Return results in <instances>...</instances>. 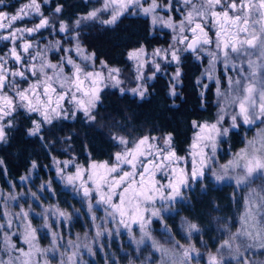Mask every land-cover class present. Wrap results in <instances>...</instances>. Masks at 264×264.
Wrapping results in <instances>:
<instances>
[{
	"label": "snow or ice",
	"instance_id": "1",
	"mask_svg": "<svg viewBox=\"0 0 264 264\" xmlns=\"http://www.w3.org/2000/svg\"><path fill=\"white\" fill-rule=\"evenodd\" d=\"M44 2L47 3L48 0ZM182 2L187 10L178 9L183 12V19L178 23L171 17L165 20L158 14L161 5L157 0H149L147 6L145 0H102L101 7L79 16L74 26H69L65 21L60 20L58 29L55 27V21L43 15L38 0H28V3L21 5L15 13L0 10V30L6 33L0 34V40L12 42L8 52L0 55V143L8 142L10 130L15 127L14 116L18 110L39 116V119L31 121V127L26 130V134L44 140L40 134L46 125H54V121L67 119L69 116L75 117L77 112H82L89 123L94 122L93 113L101 101L103 87L111 85L119 88L121 93L130 91L143 99L148 93L146 80L154 79L162 69L160 61L167 65H175V72L170 77L168 95L177 97L179 95L177 87L183 75L182 52H191L200 59V54L205 52L206 46L215 43L216 51L206 52L211 57L207 78L215 79L218 85L216 95L220 98L218 100L220 115L214 123L192 122L193 127L199 131L193 138L189 157H180L176 154L172 133H167L163 137L144 135L132 142V147H129L130 142L125 137H112L119 145L124 146V150L114 154L115 163L110 166L107 162L99 165L92 163L88 168L77 166L75 173L65 176L64 169L74 162L57 161L58 165H63L57 167V174L66 184L82 191V198L89 200V211L93 208L92 194L96 193L99 197L96 203L108 206L107 215L113 220L118 214L119 223L130 232L131 224L139 223L142 238L136 243H144L145 237L152 240L153 248L162 254V264H189L193 259L192 253L199 255L194 245L179 246L182 249L180 252L164 248L152 239L147 231V226L154 218L162 219L163 213L170 211L178 199H184L185 189H188L193 182L209 178L217 183L223 182L233 178L229 173L237 170H240V174L235 176L237 184L245 183L256 173H264V133L259 139L248 141L246 147L236 153L233 159L220 165L219 170L212 167L215 163L217 144L221 137L229 134L230 129L238 128L241 123L252 125L257 120L264 123V0H182ZM2 4L3 0H0V5ZM166 10L172 11V0H169ZM62 11L63 6L57 5L53 15H58ZM105 12H110L109 18L100 20V14ZM129 13L151 17L153 26L171 28L176 33L173 36V43L167 49L157 48L149 54L142 45L128 53V59L136 62L137 73L136 86L130 89L123 87L121 70L109 68L103 60L100 61L101 69H107V74L104 71H85L81 63H77L71 55L62 57L58 63H51L43 58V51L32 55L33 44L24 39L25 34L31 37L42 29L51 28L53 32L59 33L71 31L74 33L71 39L76 41L75 48H63L60 41H55L56 50L66 54L74 50L81 61L94 62L95 53L83 55L80 27L86 22L98 20L103 25L111 26ZM31 16L39 18V22L33 27H15V22ZM209 25L215 29V41L206 30ZM186 33H191V38ZM21 40L24 42L18 43ZM181 45L184 47H180ZM28 56H31L32 61L40 59L39 68L35 63L28 62ZM253 56L256 58L253 59ZM221 59L225 69L229 67L238 69V75L242 76L235 80L229 77V87L225 92L220 91V80L213 75L216 62ZM237 59L242 62L239 66L235 63ZM10 61H15L17 65L15 70L8 67ZM244 63L247 65V74H244ZM65 65L71 66L70 75L65 74ZM148 65H152L154 71L146 76L144 69ZM46 70H51L53 74L49 75ZM26 73L37 77V81L30 83L26 88H21L16 78L26 81L28 79ZM207 87L208 85H204L205 89ZM203 95L202 92L201 96ZM66 103L72 105L71 110L65 108ZM229 114L231 123L228 127H224L225 117ZM182 162L185 166H181ZM189 163L190 170L187 167ZM3 164L4 161L0 159V166ZM122 165L129 166L130 170L125 171ZM36 167V162L33 161L32 168ZM99 169H103V172ZM157 173H160L166 182L156 179ZM41 187L48 188V185ZM31 195L37 198L35 192ZM113 197H118L119 203L115 202ZM157 202L161 205L159 208L155 207ZM49 211L45 209V214L41 216L44 220L43 226L46 228L49 227L47 214ZM52 214L65 221L71 218L63 211H53ZM4 215L7 218L9 213L5 212ZM28 216L29 213L21 209L19 218L27 221L24 225V242L34 249L36 254L43 255L49 249L42 250L36 247L38 230L32 227ZM92 218L95 220V216ZM241 220V229L229 240H225L221 248L232 251V242L237 237H246L254 242L245 245L246 248L264 249V195L256 193L255 190L250 193L248 210ZM183 223L189 235L200 231L195 223L187 220ZM2 227L3 225H0V228ZM8 227H12L11 220L8 221ZM52 235L55 245L56 234ZM96 235H101V232L97 231ZM3 240L4 249L9 254L16 252L18 255L15 257L9 255L7 260L0 259V264H40L39 259L33 261V251L17 248L11 242L9 235L5 234ZM88 251L91 252L92 249L89 247ZM239 251L237 247L235 252L239 254ZM75 255L72 253L67 257V264H76ZM44 264H48V261L45 260ZM209 264H223V257L218 258L210 254ZM243 264H255V262L244 261Z\"/></svg>",
	"mask_w": 264,
	"mask_h": 264
},
{
	"label": "rangeland",
	"instance_id": "2",
	"mask_svg": "<svg viewBox=\"0 0 264 264\" xmlns=\"http://www.w3.org/2000/svg\"><path fill=\"white\" fill-rule=\"evenodd\" d=\"M94 2V6L91 10L95 8H99L102 5V0H91ZM41 3V12L44 16L49 17L51 20L55 21V27L58 29L59 27V19L56 15H53L54 12L47 11L44 8L47 3L44 0H38ZM149 0H145V6ZM169 0H157V3L161 5L158 14L163 16L165 20L169 17L172 18L173 21L179 22L183 19V12L179 11L178 9H183L186 11L187 9L183 5L182 0H172V11L166 10V5L168 4ZM28 3V0H3V4L0 5V10L8 12V13H15L17 9L25 4ZM90 10V11H91ZM86 14V13H85ZM130 14V13H129ZM84 15V14H81ZM78 15L72 22H66L69 26H74L75 20L81 16ZM110 16V12H105L100 14V20L108 19ZM143 16V15H142ZM153 32H160V31H168L170 34L169 43L166 46H159L154 47L153 49L146 50L147 53L151 54L154 49H167L170 44L173 43V36L176 34L173 32L171 28L163 27L161 25L153 26L151 23V17H147ZM39 22V18L36 16L26 17L22 21L15 22V27L17 28H30L33 27L34 24ZM100 25L102 23L98 21H94ZM93 21L86 22L83 27L94 23ZM79 29V31H80ZM206 30L209 32V36L215 41V29H212L209 25ZM0 34H6L3 30H1ZM189 38H191V33H186ZM74 35L73 32L68 33H59L53 32L51 28L49 29H42L39 33L33 34L29 37L27 34L24 35V39L28 40L33 44L32 55H35L38 51H43V58L46 61H50L51 63H58L60 62L62 57L66 55H71L72 58L77 62L81 63L82 67L85 68V71H104L107 74V69H101V65L99 61H87L83 62L77 56L76 52L73 50L71 53H64L63 51H58L54 47L55 41H60L63 48H75L76 41L71 39V36ZM2 45L0 46V55H4L8 52L9 48L12 47L11 41L0 40ZM24 40L19 41L18 43H23ZM39 46L38 48L36 46ZM83 51V55H91L92 53L87 51L84 46L81 44ZM180 47H184L181 45ZM140 48V47H139ZM138 49V48H135ZM134 50V49H132ZM130 50V51H132ZM216 51L215 43L210 46H206L205 52L200 54V59H197L193 53H189L192 55V58L197 61L201 65V71L196 78V82L198 84L199 90L202 93L205 88L204 85L213 84L214 87V102L216 106L215 117L212 121L207 123H214L218 116L220 115L218 100L220 99L216 95L218 85L215 82V79L209 80L207 78V71L209 69V61L211 57H209L206 52L207 51ZM128 51V53L130 52ZM188 52H182L181 56L183 57ZM253 59L256 57L253 56ZM29 63H35L37 68L40 66V59L38 58L36 61L31 60V56L27 57ZM128 63L125 67H118V66H111L107 65L109 68H119L121 70V80L124 82L123 87L125 88H133L136 86L135 76L137 73L135 72V65L136 62L133 60L128 59ZM162 69L157 74H165L169 78L175 72V65H167L163 61ZM235 63L239 66L241 65V60L237 59ZM245 68V73L247 74V65L246 63L243 64ZM8 67L15 70L17 65L15 61H10ZM48 71L49 75H52L51 70ZM65 74H71L72 68L71 66L65 65L64 68ZM154 68L152 65H148L145 67L144 72L147 75H151ZM156 74V75H157ZM28 79L26 81H20L17 77L16 80L19 83L21 88H26L30 83H36L37 77L32 76L31 73H26ZM214 77L220 80L219 88L221 92H225L228 90V78L231 77L233 80L242 78L241 75H238V69H232L229 67L225 69L222 59L216 62L215 71L213 73ZM146 80V86L151 81ZM199 81V83H198ZM171 84V81H170ZM107 90H117L119 88H114L111 85L107 87H103L101 94ZM170 90V89H169ZM120 92V91H119ZM121 93V92H120ZM133 95L130 91L126 92ZM139 97L138 95H134ZM146 96V95H145ZM140 98V97H139ZM65 108L71 110L72 105L65 104ZM83 115L82 112H77ZM76 114V115H77ZM29 117L30 120L39 119L37 114H31L24 112L23 110H18V112L14 116V122L17 123L19 119L22 117ZM84 116V115H83ZM73 117L69 116L67 119H72ZM61 120V119H60ZM59 121V120H57ZM224 127H228L231 123L230 114L225 117ZM198 123H205L198 122ZM31 127V125H30ZM230 130H238L240 132L239 135V145L235 151H229L227 147L224 146L223 141L226 137H221L220 141L217 144V152L215 156V163L212 165L214 169L219 170V166L222 164L227 163L229 160L233 159L236 153L240 152L241 149L246 147L248 141L253 139H259L260 135L264 133V123L257 120L252 125H243L242 123L238 128H232ZM199 129L194 128V132L192 135L191 144L193 143V138L195 137L196 133ZM166 134H158V135H150V136H158L163 137ZM114 137H125L130 143L129 147H132V142L138 140L139 138H128L124 134H114ZM117 143V141L115 140ZM1 144V143H0ZM190 144V146H191ZM190 146L188 151L183 155H178L180 157H189L190 153ZM124 146L119 145L117 143V149L114 154L118 151H123ZM66 160H71L74 163L70 164L66 169H64V175H70L75 173L77 166H82L83 168H88L89 165L92 163H96L97 165L103 164L105 162L108 165H112L115 163L114 155L110 161H90L87 164H80L74 160L72 157H57L51 156V162L48 167L50 171V176L47 178L41 177L40 175L36 174V169L32 168V166L28 169V171L22 175L21 177H26V179H21V177L17 178L14 181H7L6 186H0V225H3L0 228V259L7 260L9 259V255L15 257L18 255L16 252H12L9 254L3 247L4 244V235L7 234L10 236V240L12 243L16 245L17 248H22L25 251H33V261L39 259L40 264H44V261L47 260L48 264H67V257L72 253H75L74 261L76 264H86V259L93 256L95 253L101 252L107 254V257L104 258L100 264H162V254L156 251L152 246V240L144 238V243L137 244L136 241L142 238V232L140 229L139 223H132L131 224V232L129 229L125 228L123 225L119 223L120 217L117 214L115 220L112 217L107 215L106 209L108 206L103 204H97L96 201L99 199L96 193L92 194L91 203L93 204V208L89 211L88 204L89 200L82 198V191H78L76 187L72 185H68L65 183L64 180L60 178L57 174V167H63L62 164L58 165L57 161L63 162ZM181 166H185L182 162ZM125 171L130 170L129 166L122 165ZM190 170V163L187 165ZM100 172H103V169H99ZM240 174V170L237 172H230L229 175L233 178L227 179L223 182L217 183L214 179H205L198 182H193L188 189L184 190V199H178L173 205L170 211L163 213V217L161 218H154L152 222L147 226V231L151 235L152 239H154L159 245H162L164 248L171 249L173 252H176L177 249L173 246L172 243L168 242L166 239H160L154 235L152 230L153 223L156 220L162 221L165 218H171L177 212V207L180 203H184L187 200V193L189 190H194L195 185L199 183L201 185V189L204 188L205 183L208 185L213 186H230L236 191V194L241 197L242 200V209L239 215V230L242 227V220L241 217L245 214L248 210V198L250 193L255 190L256 193L260 195H264V173H256L252 177H250L245 183L237 184L235 176ZM156 179L162 180L166 182V179L160 174L157 173ZM42 185H48V188H42ZM203 186V187H202ZM35 192L37 194V198L32 197V193ZM10 197H15V199H10ZM113 200L119 203L118 197H113ZM161 205L159 202L156 203L155 207L159 208ZM21 209L25 212L29 213L28 221L31 222L33 228H36L38 231L36 233V240L35 245L42 250L49 249L43 255L36 254L34 249H31L30 246L24 242V232L25 228L24 225L27 221H24L19 218V214L21 213ZM45 209H49L50 211L47 213L49 216V227H44V220L41 218L43 214H45ZM63 211L70 215V219L65 221L62 218H59L56 215H53V211ZM110 211V209H108ZM5 212L9 213L7 218H5ZM93 216H95V220H93ZM12 221V227H8V221ZM187 220L190 223L192 222L187 217H182L179 220L181 223L179 228V233L183 238V242L185 246L194 245L195 248L198 250L199 255L197 256L196 253H192L193 259L189 261V264H209V255H216L215 253L209 251V249L204 245L201 244L199 247H196V239H200L201 232H193L189 235L186 231V226L184 225L183 221ZM129 223L131 221L129 220ZM165 230V227H162V230ZM238 230V231H239ZM97 231L101 232V235L97 236ZM53 233L56 234V244L53 245ZM158 234V233H156ZM127 238L129 242H131V249L125 250L122 248H117L118 250H110L109 243L111 239H120V238ZM201 240V239H200ZM71 241V244L69 242ZM201 243V242H200ZM254 242L246 237H237L232 242V251L224 252L222 250L220 253L226 254L228 258L234 262H241L243 264L244 261H253L255 264H264V249H260L259 247H251L246 248L245 245L253 244ZM199 244V243H197ZM91 248L92 251L89 252L88 248ZM239 247V254L235 252V249ZM222 249V248H221ZM111 251V252H110ZM217 256V255H216Z\"/></svg>",
	"mask_w": 264,
	"mask_h": 264
},
{
	"label": "trees",
	"instance_id": "3",
	"mask_svg": "<svg viewBox=\"0 0 264 264\" xmlns=\"http://www.w3.org/2000/svg\"><path fill=\"white\" fill-rule=\"evenodd\" d=\"M57 5L63 6L62 13L56 15L59 20L72 22L78 15L89 12L94 2L91 0H49L44 6L54 12ZM80 42L84 48L95 53L96 61H105L107 65L125 67L128 63V51L143 47L147 50L166 46L170 40L168 31L153 32L147 17L125 14L111 26L91 23L80 29ZM181 83L177 87L179 95L170 97V81L167 75L157 74L148 85V93L141 99L129 93L107 90L101 94V101L94 110L95 121L89 123L78 113L72 119L54 121L46 125L41 132L44 140L29 136V117H22L10 130L7 143L0 144V186L24 175L36 162V174L47 178L51 156L72 157L80 164L90 161H110L117 149L114 134H124L128 138L144 135L172 133L173 147L177 155H183L191 144L193 121L209 122L215 117L214 87L209 84L201 96L196 78L201 65L187 53L182 57ZM238 130H230L223 144L229 151H235L239 145ZM242 209L241 197L230 186H213L205 183L204 188L197 183L189 190L187 200L180 203L177 212L171 218L156 220L152 230L160 239H166L180 252L179 246H185L179 233V220L189 218L198 225L201 236L196 239V247L204 244L212 254L223 257V264H242L234 262L224 254L228 248H222L239 230V215ZM165 227V230H162ZM158 233V234H156ZM201 242V243H200ZM199 243V244H197ZM108 249H131L127 238L111 239ZM224 250L223 254L220 252ZM111 252V251H110ZM107 254L98 252L86 259V264H100Z\"/></svg>",
	"mask_w": 264,
	"mask_h": 264
},
{
	"label": "flooded vegetation",
	"instance_id": "4",
	"mask_svg": "<svg viewBox=\"0 0 264 264\" xmlns=\"http://www.w3.org/2000/svg\"><path fill=\"white\" fill-rule=\"evenodd\" d=\"M0 32H1V30H0ZM2 45V43L0 42V46Z\"/></svg>",
	"mask_w": 264,
	"mask_h": 264
},
{
	"label": "water",
	"instance_id": "5",
	"mask_svg": "<svg viewBox=\"0 0 264 264\" xmlns=\"http://www.w3.org/2000/svg\"><path fill=\"white\" fill-rule=\"evenodd\" d=\"M188 53H191V52H188Z\"/></svg>",
	"mask_w": 264,
	"mask_h": 264
}]
</instances>
